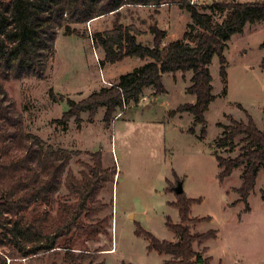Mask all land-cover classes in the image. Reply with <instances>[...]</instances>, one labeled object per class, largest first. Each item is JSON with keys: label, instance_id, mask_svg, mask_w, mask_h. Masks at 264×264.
<instances>
[{"label": "rangeland", "instance_id": "rangeland-1", "mask_svg": "<svg viewBox=\"0 0 264 264\" xmlns=\"http://www.w3.org/2000/svg\"><path fill=\"white\" fill-rule=\"evenodd\" d=\"M193 1L204 8L215 0ZM223 18V14H215L217 21ZM119 22L134 25L142 42L150 43L151 25L167 29L168 40L173 41L182 38L192 18L178 4L126 5L117 13L72 25L76 31L72 35L60 29L55 56L43 77L3 81L26 131L39 135L52 148L80 151L70 161L78 178L88 169L84 163H94L92 153L96 151H101L105 168L117 170L99 193V199L108 207L85 220L90 224L92 220L107 219L103 229L96 235L79 234L72 241L69 257L68 249L61 247L44 255L43 264H163L171 256L151 251L148 240L137 231L141 225L160 239H179L166 224L167 218L180 221L178 209L171 205L178 182L174 171L186 194L201 198L192 205L191 215L211 217L210 221L192 225V231H217L216 238L196 244L195 248L208 246L212 264H264V167L258 172L248 208L235 190L242 183L243 167L221 179L222 169L215 157H235L241 152V136L232 146L218 140L224 130L220 124L231 123L230 117L246 121L247 110L264 129V48L260 47L264 20L248 23L244 33H236L229 40L225 50L226 79L220 74L219 57L213 58L210 69L216 99L206 112L204 138L200 137L201 125L195 133L189 131L193 114H170L181 103L195 100L187 92L192 72L165 75L166 93L155 95L153 87L145 88L139 103L131 100L124 112L118 110L110 126L104 121V107L98 109L92 122L87 111L81 113V121L72 117L66 124L54 122L69 109L68 97L79 101L111 86L118 74L130 72L139 61H122L113 65L110 73L102 65L105 54L101 47L94 46L92 35L110 30ZM70 198L63 187L46 207L57 215L59 200L71 201ZM26 263L29 264L27 260Z\"/></svg>", "mask_w": 264, "mask_h": 264}, {"label": "trees", "instance_id": "trees-1", "mask_svg": "<svg viewBox=\"0 0 264 264\" xmlns=\"http://www.w3.org/2000/svg\"><path fill=\"white\" fill-rule=\"evenodd\" d=\"M191 1L0 0V264H22L23 258L29 264H43L44 255L61 247L68 249L69 257L76 236L84 232L96 235L103 229L107 219L92 220L90 224L85 220L108 207L99 199V193L117 175L115 168L103 166L101 151H96L92 153L94 163H84L88 169L78 178L70 168V161L80 151L52 148L39 135L26 131L23 117L3 81L43 77L55 56L60 29L72 35L76 32L72 25L117 13L126 5L178 4L192 18L178 40L165 43L168 32L158 24L150 26L152 45L138 40L139 30L134 25L119 22L110 30L96 31L92 40L95 47L104 51L102 65L129 57L147 62L79 101L68 97L69 109L54 122L66 124L72 117L81 121V113L86 111L92 122L98 109L104 107V121L110 126L118 110L124 112L131 100L139 103L145 88L153 87L155 95L166 93L163 74L192 72L187 92L195 96V102L181 103L170 114H193L189 131L195 133L196 126L201 125L200 137L204 138L206 112L216 99L210 69L213 58L219 57L220 74L226 79L228 42L234 34L243 33L248 23L264 20V0H215L204 8ZM217 13L224 18L217 21ZM260 47L264 48V41ZM51 94L54 96L52 90ZM246 115V121L230 117L231 123L220 124L224 130L219 142L232 146L241 136V152L235 157L218 154L215 157L222 169L221 179L230 176L233 169L243 167L242 183L235 190L249 208V196L260 168L264 167V129L247 110ZM63 187L69 191L71 201L59 200L58 213L53 215L46 206L54 202ZM174 192L176 199L171 205L178 209L180 221L167 218L166 224L179 239H160L141 225L137 233L148 240L151 251L171 256L163 264H212L208 246L197 250L195 245L216 238L217 231H192V225L211 220L210 216L191 215L192 205L201 198L189 197L185 190L177 193L174 188Z\"/></svg>", "mask_w": 264, "mask_h": 264}, {"label": "crops", "instance_id": "crops-1", "mask_svg": "<svg viewBox=\"0 0 264 264\" xmlns=\"http://www.w3.org/2000/svg\"><path fill=\"white\" fill-rule=\"evenodd\" d=\"M247 26V25H246ZM246 26H245V29H246ZM245 29H244V32H245ZM167 30V29H166ZM167 32H168V35H167V38L165 39V43H168V42H170L169 40H168V37H169V31L167 30ZM243 32V33H244ZM240 34H242V33H240ZM152 35V34H151ZM137 38H138V40L140 41V42H142V40L140 39V37H139V35H137ZM152 39H151V42L150 43H145V42H142L143 44H146V45H152L153 44V35H152V37H151ZM132 58H136L137 60H139V61H135V63H134V66L132 67V70L134 69V68H136V67H138V66H140V65H142V64H144L145 62H147V61H142L140 58H138V57H129V58H126L123 62H125L126 60H128V59H132ZM123 62H119V63H123ZM116 64H118V63H115V64H112V63H105L104 64V67H105V70H106V72H108V73H110V71H112V66L113 65H116ZM131 70V71H132ZM167 74H169V73H165V74H163V78H164V76L165 75H167ZM121 74H118L117 76H120ZM145 90V89H144ZM143 90V91H144ZM192 102H195V100L194 101H192ZM187 113V112H186ZM180 117V116H179ZM193 120H194V118H193ZM197 127V126H196Z\"/></svg>", "mask_w": 264, "mask_h": 264}, {"label": "water", "instance_id": "water-1", "mask_svg": "<svg viewBox=\"0 0 264 264\" xmlns=\"http://www.w3.org/2000/svg\"><path fill=\"white\" fill-rule=\"evenodd\" d=\"M175 191L177 193H182L184 191L183 183L181 181L178 182L177 186L175 187Z\"/></svg>", "mask_w": 264, "mask_h": 264}, {"label": "built area", "instance_id": "built-area-1", "mask_svg": "<svg viewBox=\"0 0 264 264\" xmlns=\"http://www.w3.org/2000/svg\"><path fill=\"white\" fill-rule=\"evenodd\" d=\"M191 2L194 3L193 0H192ZM22 260H23V261H22V264H27V263H26V258H23Z\"/></svg>", "mask_w": 264, "mask_h": 264}]
</instances>
